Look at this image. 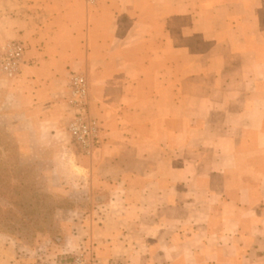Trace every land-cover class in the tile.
<instances>
[{
	"label": "crops",
	"instance_id": "crops-1",
	"mask_svg": "<svg viewBox=\"0 0 264 264\" xmlns=\"http://www.w3.org/2000/svg\"><path fill=\"white\" fill-rule=\"evenodd\" d=\"M6 39L26 49L0 91L29 127L17 139L80 175L61 248L87 238L99 264H264V0H0ZM73 73L103 125L75 167Z\"/></svg>",
	"mask_w": 264,
	"mask_h": 264
},
{
	"label": "rangeland",
	"instance_id": "rangeland-1",
	"mask_svg": "<svg viewBox=\"0 0 264 264\" xmlns=\"http://www.w3.org/2000/svg\"><path fill=\"white\" fill-rule=\"evenodd\" d=\"M10 41L17 40L6 39L0 45ZM8 80L12 79L0 74V91L9 89ZM12 104L8 96L0 97V264H73L72 259L83 253L99 264L90 244H85L87 238L81 240L77 251L61 248L66 230L79 221L67 212L74 207L70 196H84L68 189L77 185L79 173H70L67 156L52 162L54 157L29 136L20 143L16 135H29L30 131L28 126L16 130ZM74 145H68L74 167L97 153V144L91 155ZM80 207L92 209L91 205Z\"/></svg>",
	"mask_w": 264,
	"mask_h": 264
},
{
	"label": "built area",
	"instance_id": "built-area-1",
	"mask_svg": "<svg viewBox=\"0 0 264 264\" xmlns=\"http://www.w3.org/2000/svg\"><path fill=\"white\" fill-rule=\"evenodd\" d=\"M94 4L95 0H85ZM26 49L23 43L10 41L0 45V74L14 79L21 70ZM70 120L67 131L72 142L85 154L91 155L102 136V124L90 114L89 83L87 78L73 73L67 96ZM73 264H97L83 253L72 259Z\"/></svg>",
	"mask_w": 264,
	"mask_h": 264
}]
</instances>
